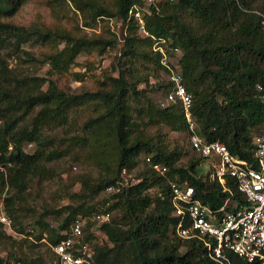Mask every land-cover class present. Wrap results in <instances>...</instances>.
<instances>
[{
	"label": "trees",
	"instance_id": "16d2710c",
	"mask_svg": "<svg viewBox=\"0 0 264 264\" xmlns=\"http://www.w3.org/2000/svg\"><path fill=\"white\" fill-rule=\"evenodd\" d=\"M28 1L31 0H0V47L8 42L19 44L30 39L32 31L3 20L14 16ZM72 2L84 14L86 27H93L99 19L122 18L127 21L132 6L145 4V0H113L112 5L102 0ZM149 9L146 27L150 36H143L131 19L122 49V56L128 59L129 65L120 71L118 77H109L108 81L101 82L96 90L68 95L59 90L52 79L18 77L7 66L3 67L0 96L7 106L0 108V119L4 123L0 125V165L12 162L13 166L7 175L0 171V184L4 186L8 181L22 193L28 187L29 176L41 172V155L28 152L22 144H13L9 139L19 122L36 106L43 107L35 119V128L43 115L55 113L65 117L71 105L79 103L83 97H99L110 103V107L90 120L89 127L94 128V143L113 154L114 164L106 174L97 178L88 174L78 177L82 188L74 194L77 204L66 208L67 215L59 229L53 230L48 237L49 246L66 236L64 231L70 229L78 216L108 211L112 217L100 228L107 239L96 246V264H125L121 250L126 243L134 249L132 264H218L202 242L176 237L177 217L173 215L168 178L155 170L146 158L151 157L153 163L166 165L169 178L194 186L197 197L213 209L221 208L230 198L226 210L237 211L248 206L246 198L232 179L227 181L225 190L219 181L210 178V174L207 177L197 174V166L206 157L198 154L202 161L196 159L187 166H177L183 156L181 150H168L165 145L153 143L150 137L133 135V116L127 100L130 95L147 98V87L138 89V84L145 82L146 86L153 85L150 84V69L153 68L155 78L161 73L165 76L161 54L154 50V44L155 38L166 39L169 49H181L180 72L185 87L194 97L192 113L198 134L209 142L225 143L234 155L254 163V136L258 133L253 130L264 126V100L258 90V85L264 87V24L261 16L264 14V0H160L149 5ZM34 33L43 42H55L57 38L66 42L63 50L48 55L49 61L64 70L75 62L85 48L99 47L105 52L117 42V39L106 35L79 36L64 27L36 30ZM169 54L175 56L171 50ZM140 69H144L145 73H139ZM165 79H158L154 84L164 87L167 95L172 83ZM29 82L37 88L49 82V89L20 93L3 87L4 83L25 86ZM147 100L146 110H141L144 114L148 112L153 122L163 121L174 130L186 131L189 140L190 130L180 102H171L164 107L161 102L158 105L149 98ZM10 145L13 146L11 151ZM190 147L193 150L191 144ZM143 152L147 166L139 171ZM125 169L126 175L123 173ZM118 182H124L119 192L110 198L104 196L96 204L87 203L101 193L106 194L107 188L117 186ZM152 188H157L161 195L152 197L149 194ZM111 199L114 201L108 206L106 203ZM15 202L12 196L5 200L10 214L15 212ZM116 210L128 224L126 227L115 219ZM13 222L22 237L34 235L32 229L25 230L22 225L18 228L17 221ZM168 232L172 238L166 242ZM92 237L94 235L88 231L86 238ZM3 240L19 239L0 227V243ZM230 258L235 264H253L234 254H230ZM16 260L29 264L22 259ZM0 264L15 263L0 256ZM30 264L44 262L37 259L31 260Z\"/></svg>",
	"mask_w": 264,
	"mask_h": 264
},
{
	"label": "rangeland",
	"instance_id": "374dc122",
	"mask_svg": "<svg viewBox=\"0 0 264 264\" xmlns=\"http://www.w3.org/2000/svg\"><path fill=\"white\" fill-rule=\"evenodd\" d=\"M112 5L113 0H102ZM173 1V0H172ZM175 1V0H174ZM4 21L24 26L32 31L30 39L22 43H10L0 47V74L4 66L18 77L40 76L55 81L59 90L68 95H80L87 91L96 90L101 82L108 81L109 77H118L121 70L129 65L127 58L122 56L124 46V33L120 29V21L115 18L99 19L93 27L84 26V14L77 9L72 0H31L12 17H6ZM55 27H64L79 36L106 35L117 39L116 44L105 52L99 47L85 48L75 59V62L64 70L48 60V55L61 51L66 42L60 38L55 42H43L34 33L36 30L45 31ZM139 66H137L138 68ZM139 73H145L140 69ZM150 84L145 82L138 84V89L147 87V98L160 104L166 95V89L155 85L158 79H165L161 73L155 78L153 68L149 70ZM160 77V78H159ZM166 80V79H165ZM3 87L16 90L20 93H37L49 89V82L37 88L32 82L19 86L16 83H4ZM147 98L128 96L127 103L131 107L134 122L133 135L150 137L155 144L166 146L168 150H181L183 156L177 166H187L190 161L202 158L195 153L189 144L186 131L174 130L169 124L153 122L146 110ZM7 102L0 96V108H5ZM43 106H36L34 110L21 120L14 133L9 136L11 143H20L31 153L41 155V172L30 175L27 189L19 193L7 181L1 185L0 212L9 215L17 221L25 230H33L32 237H21L17 241L3 240L0 243V256L4 260H10L15 264L31 260H43L44 264H55L57 260L53 254L48 237L53 230H58L64 217L66 208L77 204L74 194L82 188L78 177L88 174L94 178L106 174L114 164V156L105 147L94 143V128L89 127L90 120L100 116L110 107L107 101L95 97H83L82 101L71 105L65 117L55 113L43 115L38 120L35 128V119ZM20 111H18L19 113ZM55 112V111H54ZM0 125H4L0 119ZM264 131V126H258L254 133ZM32 138V139H30ZM143 152L139 171L145 168ZM212 171V163L204 159L196 168L199 176L207 177ZM136 172H134V175ZM152 197L160 196L157 188L149 190ZM12 196L15 202V212L10 214L5 206L7 197ZM105 193L97 195L87 201L88 204H96L102 200ZM107 197V196H106ZM114 200L111 199L110 203ZM60 211L59 213H53ZM115 219L126 227L128 224L121 219L116 210ZM3 230L4 225L0 223ZM172 235L168 232L166 242ZM184 250V249H182ZM134 249L126 243L121 250V258L125 264H132Z\"/></svg>",
	"mask_w": 264,
	"mask_h": 264
},
{
	"label": "built area",
	"instance_id": "2783aa9c",
	"mask_svg": "<svg viewBox=\"0 0 264 264\" xmlns=\"http://www.w3.org/2000/svg\"><path fill=\"white\" fill-rule=\"evenodd\" d=\"M159 1L145 0L143 5L132 6L127 21L115 18L120 21L122 33L126 34L129 21L132 19L143 36H150L146 27V14L150 13L149 5ZM261 16L264 24V14ZM155 40L154 50L161 54L165 78L172 83V88L161 101V105L165 107L171 102L181 103L189 126V142L193 150L212 163L210 178L219 181L225 190L227 181L234 180L238 190L248 202V206L229 212L226 210L230 202L228 198L221 208L213 209L197 197L194 186L188 183L180 184L169 178V168L166 165L153 163L151 157H147V162L168 178L173 215L177 217L175 235L181 240L202 242L207 247L210 257L218 264H235L230 254L253 264H264V131L254 136V163L234 155L221 141L209 142L202 138L197 132V123L192 113L194 97L185 87L180 72L181 49L179 47L169 49L166 39L155 38ZM169 50L176 57L170 55ZM258 90L261 92V99L264 100V87L258 85ZM12 149L13 146L10 145L9 150ZM12 166V162L0 165V171L7 175ZM123 173L126 175L127 170L125 169ZM117 184L107 188L106 195L109 198L120 191L124 182ZM106 204L109 206L110 200ZM111 217L112 214L108 211L78 216L70 225V229L64 231L66 236L50 244L57 258L55 264H96V246L107 239L100 228L110 222ZM0 223L13 238L22 237L15 228L13 219L4 212H0ZM87 229L94 238H86Z\"/></svg>",
	"mask_w": 264,
	"mask_h": 264
}]
</instances>
